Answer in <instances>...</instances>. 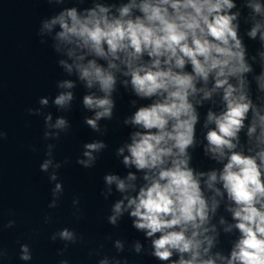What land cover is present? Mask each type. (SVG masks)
Listing matches in <instances>:
<instances>
[{
    "label": "clouds",
    "instance_id": "9594fccd",
    "mask_svg": "<svg viewBox=\"0 0 264 264\" xmlns=\"http://www.w3.org/2000/svg\"><path fill=\"white\" fill-rule=\"evenodd\" d=\"M47 3L60 10L40 21L38 35L41 44L51 41L65 75L56 81L51 105L71 111L82 87V108L91 113L83 122L104 135L101 122L113 119L119 89L135 97L129 101L135 110L122 121L131 131L115 150L128 171L103 177L104 199L119 193L107 222L117 227L127 215L150 242L148 254L166 264H264V0ZM67 3L74 6H63ZM85 4L90 6H79ZM241 23L247 26L244 35L260 44L255 55H249ZM49 104V97H41L40 107L28 112L43 116L44 140L59 141L71 124L65 116L43 112ZM5 137L0 131V139ZM55 147L46 145L40 164L54 182L49 208L58 206L64 191L59 170L69 163L55 159ZM107 148L102 139L85 142L76 163L91 169ZM197 148L220 167H193ZM79 203L72 201L77 213ZM234 233L225 252L221 236ZM50 239L64 242L62 256L83 237L65 227ZM113 246L120 253L125 242L116 239ZM132 250L140 254L145 248L136 240ZM5 255L0 248V257ZM19 259H33L29 244H20ZM98 264L127 262L105 255Z\"/></svg>",
    "mask_w": 264,
    "mask_h": 264
},
{
    "label": "water",
    "instance_id": "95a60500",
    "mask_svg": "<svg viewBox=\"0 0 264 264\" xmlns=\"http://www.w3.org/2000/svg\"><path fill=\"white\" fill-rule=\"evenodd\" d=\"M237 2L239 4V0ZM59 10L47 0H0V131L6 133V137L0 139V248L6 252L0 257V264H59L61 260H67L68 264H98L105 255L116 256L127 264H166L148 254L150 242L145 240L143 233L132 228L127 215L117 227L107 222L111 205L119 198V193L114 192L107 200L101 195L105 174L111 172L123 176L128 171L116 157L115 150L127 140L131 131L122 121L135 110L129 103L135 97L123 88L119 89L113 119L101 122L102 127L107 128L104 135L93 132L83 122V117L91 113L82 108L80 98L85 94L82 87L76 90L77 99L71 111L60 112L51 105V98L57 94L56 81L65 75L57 66L58 57L50 46L51 41L41 44L38 30L43 18ZM244 11L246 14L247 10ZM246 27L241 23V35L249 55H255L260 44L244 35ZM255 67L259 73V65ZM45 96L49 97L50 104L42 111L51 112L54 119L65 116L71 124L70 130L67 134L62 133L59 141L44 140L43 116L28 112L29 108H39V99ZM149 102L139 101V104ZM207 107L200 109L201 121ZM197 137L202 138L199 125ZM94 139L104 140L108 148L100 154L93 168L84 169L76 159L83 144ZM48 143L56 145V160H69L59 170L58 182H62L64 191L56 208L48 207L54 182L49 181L47 173L40 171ZM192 155V165L198 170L220 167L208 160L200 148ZM77 198L80 202L78 213L72 205L73 199ZM45 216H50L51 220L45 222ZM10 220L15 223L8 228L6 225ZM65 227L83 239L69 244L61 256L58 252L64 248V242L52 241L50 237ZM235 238V233L229 237L221 236V247L225 252L230 249V240ZM116 239L125 242L123 252L118 253L114 248ZM136 240H140L145 248L140 254L132 250ZM25 243L32 249L31 261L19 259L20 244Z\"/></svg>",
    "mask_w": 264,
    "mask_h": 264
}]
</instances>
